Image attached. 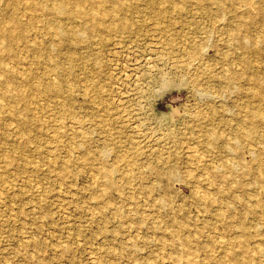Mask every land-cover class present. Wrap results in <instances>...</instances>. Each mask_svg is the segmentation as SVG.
<instances>
[{
  "label": "rangeland",
  "instance_id": "1",
  "mask_svg": "<svg viewBox=\"0 0 264 264\" xmlns=\"http://www.w3.org/2000/svg\"><path fill=\"white\" fill-rule=\"evenodd\" d=\"M0 264H264V0H0Z\"/></svg>",
  "mask_w": 264,
  "mask_h": 264
},
{
  "label": "bare ground",
  "instance_id": "2",
  "mask_svg": "<svg viewBox=\"0 0 264 264\" xmlns=\"http://www.w3.org/2000/svg\"><path fill=\"white\" fill-rule=\"evenodd\" d=\"M194 4V3H193ZM114 9V8H113ZM116 9V8H115ZM57 10L59 11V12H64V11H66L67 12V10H66V8H64V7H62V6H59L58 8H57ZM69 11V10H68ZM82 12V14H84V11H80V13ZM117 12V11H116ZM118 13V12H117ZM113 25V24H112ZM113 27H115V26H113ZM11 28H12V26H11ZM75 70V69H74ZM106 154V153H105ZM164 207V206H163Z\"/></svg>",
  "mask_w": 264,
  "mask_h": 264
}]
</instances>
